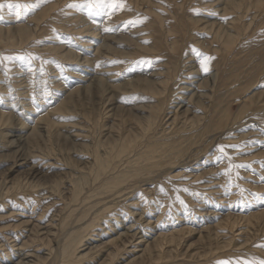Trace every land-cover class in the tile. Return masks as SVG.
<instances>
[{
    "label": "rangeland",
    "instance_id": "1",
    "mask_svg": "<svg viewBox=\"0 0 264 264\" xmlns=\"http://www.w3.org/2000/svg\"><path fill=\"white\" fill-rule=\"evenodd\" d=\"M228 1L229 2L225 6L219 8H222L223 11H218L219 9H216L212 0H115V7L110 3V0H0V5H3V7H0V17H2L0 18V101L4 104H16L13 109H9V111L13 112L14 110V112L19 113V115L23 117L24 114L26 116L32 112L33 109L40 115L51 114V116H49L52 122V126L49 128L50 136H45L46 138L43 137L44 140L43 138L37 139L38 146L45 152L52 151L53 154L56 153V155L63 158L71 159L72 156L70 152L66 150L70 145L68 144L66 146L62 138L57 139L56 136L57 133L62 135L65 134V125L70 127L73 126L75 128L74 130L85 129L86 139L85 141L79 142L87 143L86 148L89 150V153H87L88 155H85L87 157H92L96 151L99 154L100 152L103 153L106 148L115 144L106 137L109 131L111 132L113 130L120 138L126 136H130L129 138L138 137L144 124L143 122L133 121V117L138 116V113L132 110L135 105L130 104V102H124V104H120L121 107H124V112L119 111V109L117 111H112L111 109L115 107L112 103L115 101L109 102L106 97L108 98L110 94L102 95V91L100 94L95 92L86 93L84 90H78V94L70 99L71 104H69V110H63L64 112L61 114H52L51 109L57 108L61 100L65 99L61 97L60 90L68 89L69 85L75 82L73 76L79 73L77 71V62L81 58L80 52L78 51L86 41L91 39L89 35L95 34L96 32V35H101L103 32H106L108 35L115 36V32L119 34V29L124 28V26L128 29L139 26L141 32L133 36H128V39L125 41L124 39L120 40V43L117 41L111 42L109 49L101 50L102 54L98 53L94 55L92 52V56L90 57L92 60L95 59L94 66L96 69H101L100 63L103 61V57H106L108 58L105 60L107 62L106 69H108L110 74L115 77L117 76V80L124 79L125 83V80L129 79H125L124 77H128L129 74H138L136 71L139 69L142 72L143 69L149 68V71L157 66L160 67V70L164 67L161 65L164 62H166L165 67L169 68L170 64H168V61H172L170 59V48L172 41L176 40L182 47L181 52L185 50L196 56L200 62H204V65H208H206L208 67H206L207 71L204 70L205 73L209 74L215 71L218 73V78L211 92L215 97V106H218L219 111L222 110L224 114H226L228 122L231 123L235 121L236 126L242 127V133H244V130H249V128H255V131L259 133L260 136H264V80L262 79L263 77H260L264 75V64L260 66V72L259 67H257L258 61L260 60V55L257 52H261L264 55V0ZM9 5H11V7ZM17 5H23L24 7L17 9ZM17 11L20 12L19 16L16 15ZM251 16L253 18L250 19ZM169 24L171 26H169ZM17 25H20V27L13 28ZM167 25L169 28L172 27L173 32H167ZM186 28H188L186 30V35H183L185 31L183 33L182 31ZM174 30L176 31L175 33ZM163 31L166 35L161 36ZM122 33L123 32H121V34ZM157 46H162L163 50L162 47ZM162 52L164 53L163 55H161ZM101 55L103 56L102 58L100 57ZM124 56L127 59L124 58ZM149 61L151 62L150 64ZM245 61H247V63ZM127 70H134V72L125 73L128 72ZM173 74L172 72L171 77ZM54 83L55 85H53ZM130 86H132V84L128 83L124 85V88H129ZM233 87H236V89H231ZM47 92L50 94L48 95ZM253 93L258 94L249 102L243 104V97H250ZM55 97L60 99H53ZM212 101L213 100H211V103ZM136 103L140 106L148 105V103L143 100H138ZM31 104L35 105L33 106ZM260 106L263 107L260 108ZM130 108L131 112L128 111ZM49 109L50 112L47 113ZM249 120L251 122H249ZM231 135L232 136H228L227 138L231 141L230 145H225L224 148L231 152L232 157L234 156V158L238 159L235 163V167L238 168V171H236L235 174L231 169L232 163L225 166L224 160L227 158L222 155H219L220 159L218 158L216 161H214L215 159L210 162L207 161L206 157L208 156L210 159L215 158L213 154L216 151L215 146L213 150L206 152V157L201 156L197 161L191 162L188 165L185 164L190 161L183 160L180 163L181 165L163 167V173L153 177L155 181H152L149 185V189H154L150 192L152 195L149 194L145 196L144 193L142 194L139 189H136L138 185L129 189L130 191H134L133 195L136 196L133 198L135 200L140 198V203L145 204L147 202L149 205L153 203L152 205L155 206L154 208L158 210V212L167 209L166 212H164L166 214L163 213L164 217L162 218L163 222L166 224L172 226V221L176 215L182 220L186 219L185 217H189L188 220L191 221L189 225H178V221L173 224L177 230L183 227H191V231L186 229H183V231L181 230L180 236L176 239L177 244L175 243L176 245L173 244L169 246L164 251V255L168 256L169 252L173 250V252L170 253L172 256L171 259L169 258V260L164 263L154 262L153 260L157 255L162 256L161 253H157L160 248L155 245L152 255L156 254V256L152 258L148 257V259L141 261V264H264V140L259 141V136L252 137L253 139L251 138L249 140L240 139L235 137V135H239L238 132ZM3 139L2 141H5ZM257 142L259 145H254L257 144ZM32 150L39 149L34 147ZM90 150H93V152ZM77 155L78 157L75 155L77 158L82 156L79 154ZM75 157L73 156L72 158L77 161ZM219 160L221 162H219ZM16 161L13 150L0 151L1 187L7 185L13 186L12 184H20V186H22L29 178L23 167H18V169L15 168ZM211 163H213V165ZM204 164L205 166L211 165L209 168H213L209 170V172H211L209 173L210 176L211 174L213 175V173L216 175V169L218 168H221L222 172L224 171L223 173L221 172L222 175L220 173L219 176L222 186L220 187L222 189L224 187V189L222 191L219 187L221 192L219 193L220 195L217 194L216 197H212L211 194L201 189L203 188L201 183L200 185H194L198 188L197 190L192 186V188L190 186L188 187V185L186 187L187 183H192L195 179L189 178L187 175H181L183 172L188 173V171L192 173V177L194 175H200V173L203 172V170L200 169L205 167ZM77 168L82 171L81 176L77 180L78 185L82 187L83 194L84 192L88 193L94 189V186H92L94 176L89 172L91 167L88 166L84 168L83 164L78 163ZM230 171L233 174H231ZM209 175L202 176L199 181H207ZM53 181H57V179ZM67 181H62L60 190L58 193H55L56 197H54L52 201L42 196L46 193L45 189H47L46 187L49 186L50 183L45 187L44 183L41 181V186L36 188L35 191L32 190L33 193L39 194L37 197L32 198L28 193L21 192L17 195L16 199H11L12 201L10 202L4 201L0 203V233L7 229L17 230V227L22 222V218L19 216L18 211L22 210L27 212H21L25 215L23 221L27 220L28 217L37 219L39 214H42L43 219L41 218V220L44 222L52 221V223L55 224H57V222L58 224H72V222H75L74 220L78 218L79 214L82 213L86 206L82 207L80 204L82 199H79L76 202L72 201L68 208L66 207V209L61 210L65 206L63 203H69L71 201L69 189H71L73 184L69 180ZM88 181L91 184H89ZM80 182H82V184ZM183 184L184 186H182ZM237 185L239 186L236 187ZM159 186L160 188H158ZM182 187H184L183 190L185 192L187 191L186 193H189L187 194V200H185V197H187L186 194H183L184 191L181 190ZM230 187L233 191L230 190ZM185 188L188 190H185ZM190 189L196 193L195 195L197 197L194 196V192H189ZM179 190L183 192L179 193ZM197 192L203 195H199ZM178 193L180 194V199L178 198ZM205 193H207V197L203 198ZM154 194L155 196H153ZM163 195H165L166 198ZM182 195H185V197ZM208 196L211 198H208ZM172 197H175V201ZM164 199L167 203L170 202V204L166 205ZM172 200L173 202H171ZM162 201H165V204ZM182 201L184 203L187 201L186 203L190 205L185 203L184 206ZM220 201H224L223 204L220 203ZM211 202L214 204L216 203V205L219 203L218 205L232 207H230L231 210L228 209L229 211H223V215L220 217H208L207 219H203V217L205 218L204 215L209 210L207 206ZM234 202L236 203L234 204ZM9 204H13V207L16 205V210H12ZM237 204L238 206H236ZM168 205H171V207ZM188 206L189 208H187ZM117 207L118 206H115V208ZM181 207H183V209L180 210ZM74 208L76 212H72ZM234 208H239L236 212L234 210V213L244 215L246 218L243 217L244 219H242L236 216H227ZM194 209L196 210L193 211ZM33 210H35L34 213H30V211L33 212ZM16 211L18 213H16ZM178 211L181 212L179 213ZM196 211L199 212L194 214L193 212ZM36 215L38 216L36 217ZM201 215L203 217H199ZM167 216L173 219L168 218L169 221L166 219ZM175 218L177 219L178 217ZM198 220L199 222L195 225V221ZM192 221L194 223H192ZM231 224L240 226L237 228L238 231L236 235L242 232L241 227L248 228V234L246 236L242 234L235 238H229L230 241L233 240L232 242L228 239L225 240V234L230 231ZM65 226L66 225H64V229L59 232L58 237L60 238L56 240H61L63 242L64 237L62 236H64L67 228L69 229L71 225ZM30 228L31 227H28L27 229ZM56 229L60 230L59 227ZM53 232L58 234L57 230ZM55 243L56 242H50L48 245L46 241L43 243L39 240H34L32 243H27V249L32 250L36 247H38V249H47L48 247L55 248ZM40 245L42 246L40 247ZM92 258L90 254L84 259L83 264H89L91 261L94 264H117L119 261V259L115 260L109 257L108 253H97ZM131 260L136 259H134V257L129 258L128 260H124L123 264H135V261Z\"/></svg>",
    "mask_w": 264,
    "mask_h": 264
},
{
    "label": "bare ground",
    "instance_id": "2",
    "mask_svg": "<svg viewBox=\"0 0 264 264\" xmlns=\"http://www.w3.org/2000/svg\"><path fill=\"white\" fill-rule=\"evenodd\" d=\"M212 2L216 6V9H219L221 6H225L229 1L212 0ZM218 11H223V10L221 8ZM251 18L253 17L251 16L250 19ZM169 26L171 25L169 24ZM19 27L20 25H17L13 28H19ZM166 27H167V32L169 33L173 32L172 27L169 28L168 25ZM187 29L188 28L182 31V33L185 31L183 35H186ZM118 32L119 34L115 32L116 33L115 36L108 35L106 32H103L104 34L102 33L101 35H96L97 32L95 34L89 35V38L91 39L89 41H86L85 44L82 46V48H80L78 51L80 52L79 54L81 58L77 62L78 65L77 71L79 73L73 76L75 82L71 83L68 89L66 88L67 90L66 89L60 90L61 97H64L65 99L61 100L57 108L56 107L55 109L52 108L51 111L52 114L53 113L61 114L66 109L69 110L70 108L69 104H71L70 99H72L78 94V90H84L86 93L87 92L100 93L102 91L101 92L102 95L110 94L108 98L106 97V99L109 102L115 101L112 103L115 105V107L111 109L112 111L113 110L117 111L118 109L119 111H123L124 107H121L120 104L121 103L124 104V102H130V104L135 105V107L132 108V110L137 112L138 116L133 117V121L143 122L144 124L141 129V133L139 134L138 137L129 138L130 136H126L120 138L118 135L114 133L113 130L111 132L109 131L106 137H108V140L112 141L115 144H113L109 148H106L103 153L100 152L99 154L96 151L94 152L93 155L91 153L92 157H87L85 156L88 155L87 153H89V150L86 148L87 143L79 142V141H85L86 139L85 129L74 130L75 128L73 126L70 127L68 125H65L66 128L65 134L62 135L57 133L56 136L57 139L62 138L66 146L68 144L70 145V147H67V149L66 148L65 149L68 150L72 156L71 159L63 158L61 156L56 155V153L53 154L52 151L45 152L43 149H41L38 146L37 139H42L43 137L48 135L50 136L49 128L52 126V122L50 121L49 116H51V114L49 115L43 114L44 115L43 116L37 113L36 110L33 109L32 112H30L26 116L24 114L23 117L19 115V113L14 112V110L13 112L9 111V109H13V107L16 104L15 105L13 103L4 104L0 101V151L13 150L17 160L15 163V168L18 169V167H23V169H25L27 172V176H29V178L22 186H20V184H12L13 186L7 185L5 187L0 186V203L4 201L10 202L12 201L11 199H16L17 195L20 194L21 192L28 193V195L32 196V198L37 197L39 194L33 193L32 190L35 191L36 188L40 187L41 181L44 183L45 187L47 186V184L50 183V185L46 187L47 189H45L46 193H44L42 196H45L46 199L49 198L50 201H52L54 200V197H56L55 193H58V191L60 190V185L62 184V181L69 180L73 184V186H71V189H69V194L71 193L70 196L71 201L69 203H63L65 206L61 210L66 209V207L68 208V206L71 204L72 201L76 202L79 199L80 200L82 199L80 203L82 207L86 206V208L83 209L82 213L79 214L78 218H76L74 220L75 222H72V224L70 223L64 224L62 223V221H61L62 224H58V222L57 224H55L52 223V221L44 222L41 220L43 216L42 214H39V217L37 219H34L33 217L29 218L27 216L28 219L23 221V219L25 218V215L21 213L23 210L22 211L17 210L19 213L17 211L16 213H18L19 216H21L22 218L21 219L22 222L17 227V230L7 229L6 231L0 233V264H83L84 259L87 256L91 254V258H92L97 253H108L109 257H112L115 260L119 259L117 264H123L124 260H128L129 258L132 257H134V259H136L137 261L136 260H131V261H135V264L138 263L141 264V261L148 259V257L152 258L156 256V254L152 255V251L155 245H157L160 248L159 252L157 253H161L162 256L157 255V257H155L153 261L156 263L167 262L169 258L171 259L172 256L170 255V253H172L173 250L169 252L168 256L164 255L165 254L164 251L169 246H172L177 242L176 239L180 236L183 229L191 231L190 230L191 227H183L182 229L177 230L173 224L178 221V225L179 224L189 225V222H191L188 220L189 217L188 218L185 217L186 219L182 220L179 218L178 215L174 216V219L170 216H167L166 219L168 218L173 219L172 226L168 225L165 222H163L162 219L164 217L163 213L166 212L167 209H165V211L162 210L161 212H158V210L154 208L155 206L152 205L153 203L151 204L153 207L149 205V203L147 202L145 204L140 203L139 201L140 198H138V200H135L133 198L136 196L133 195L134 191H130L129 189L131 187L138 185V188L136 189L137 190L139 189L142 194L144 193L145 196L149 194L152 195L150 192H152V190L154 189H149V185L151 184L152 181H155L153 177L159 176L160 173H163L162 172L163 167L181 165L180 163L183 160L190 161L187 162V164L184 163L185 165H188L191 162L197 161L201 156L206 157L205 156L206 152L213 150L214 149L213 147L215 146H216V151L213 153L215 158L210 159L208 158L209 157L208 156L206 157L207 161L210 162L213 159H215L214 161H216V159L218 158L220 159L219 155H222L223 157L227 158L226 160H224L225 166L227 164L232 163V168L230 165L229 166L235 174V172L238 171V168L235 167L236 165L235 163L238 161V159L234 158V156L232 157L231 152L225 149L224 147H223V152H221L220 150L221 146L230 145L231 141L227 139L228 136H232L231 134L238 132L239 135H235V137H238L240 139L249 140L252 137L259 136L258 139L259 141L264 140L263 139L264 136H260V134L255 131V128H249V130L248 129L244 130V133H242L241 132L242 127L236 126L235 121L231 123L228 122V118L226 114H224L222 110L219 111L218 106H215L216 105L214 103L215 97L211 92L212 91L211 89L214 87V84L218 78V73L216 71L209 74L205 73L204 68L207 67L208 65L207 64H206L207 66L204 65V62L203 63L200 62V60L197 59L196 56L190 54L185 50L184 52L183 51L181 52L182 47L179 43H177L178 41L176 40L172 41V45L170 48V59L172 61L171 62L168 61V64H170L169 68L165 67L166 62L161 64L164 67L161 68L160 70H159L160 67L157 66L153 67L152 64L153 68L151 69L150 67L151 70L149 71H148L149 68H146L145 70L143 69L142 72L139 69L140 71L139 70L136 71L138 72V74L135 75L129 74L128 77H124L125 79L127 78L129 79V80H125V83H124V79L117 80L116 78L117 76L115 77L114 75L109 73L108 69H106L107 62L105 61L108 58L103 57L102 55L100 57L101 58L103 57L104 59H102L103 61H101L100 63L101 69L100 70L96 69V67L94 66L95 59L92 60L90 57L92 56L91 54L92 52L94 53V55L101 53V50H107L110 48L111 42L117 41L118 43H120L119 41L122 39H124L125 41L128 39L127 38L128 36H133L136 33L141 32V28L137 26L128 29L124 26V28L119 29ZM121 32L123 33L121 34ZM175 32L176 31L174 30V33ZM164 35H166V33L163 31V34L161 36ZM157 47H162V46H157ZM245 50H246V46H245ZM257 53L260 55V60L258 61V66H257L259 67V72H260L261 71L260 66L264 64V59H263L264 55L261 52H257ZM163 54L164 53L162 52L161 55ZM124 58L126 57L124 56ZM245 62L247 63V61ZM150 63L151 62L149 61V64ZM130 72L132 73L134 72V70L125 73H130ZM172 72L174 74L171 77ZM260 77H263L262 79L264 80V75ZM128 83L132 84V86H130L129 88H124V85ZM53 85H55V83ZM234 88L236 89V87H233L231 89L234 90ZM257 94L258 93H253V95L250 97L248 96L243 97L242 100L243 104L249 102ZM53 99L59 100L60 98L55 97ZM138 100L146 101L148 105L146 106L137 105L136 102ZM211 100H213L212 103ZM262 107L263 106H260V108ZM47 111H48L47 113H49L50 109ZM128 111L131 112V108L128 109ZM22 119H24L25 122ZM249 122L251 121L249 120ZM2 139L5 141H2ZM254 145L258 146L259 143L257 142V144ZM34 147L35 148L37 147L39 150H32ZM90 151L93 152V150ZM77 154L82 156L80 158H77L78 157ZM75 155L77 157H75ZM73 156L75 157V159L77 158V161L72 158ZM219 162L221 161L219 160ZM78 163L83 164L84 168H87L88 166L91 167L89 172L94 176L93 184H92V186H94V189L88 193L84 192L83 194L82 187L81 186L79 187L78 185L77 180L82 174V171L77 168ZM211 164L213 165V163ZM210 166L207 165L201 169L199 168L200 170H203V172L200 173V175H194L193 177L191 176L192 173H189L190 171H188V173L183 172L181 175H187L189 176V178L195 179V181H193L192 183L191 182L187 183L186 187L187 185L188 187L192 186L194 187V189L197 190L198 188H196L194 185L195 184L200 185L201 183L203 188H201L202 186L199 188L211 194L212 197L213 196L216 197L217 194L220 195L219 193L221 191L219 187L221 186L220 183L221 178H219V176L220 173L222 172V169L221 168L216 169L217 170L216 175L215 173H213V175L211 174L210 176L209 173L211 172H209V170L213 169V168H209ZM207 175H209L208 180L206 179L207 181H199V179L202 176H207ZM55 179H57V181H53ZM80 183L82 184V182ZM239 185H237L236 187H238ZM182 186H184V184ZM158 188H160V186ZM183 189L184 187H182L181 190ZM181 190H179V193L184 191ZM185 190L188 189L185 188ZM230 190H232L231 187ZM186 192L184 191L183 194L185 193L187 196V194L189 193ZM189 192L193 193L194 191H191L190 189ZM207 193H205V196H203V198L207 197L206 196ZM195 194L196 193L194 192V196H196ZM198 194L203 195L202 193H198ZM153 196H155V194ZM210 196H208V198H211ZM179 197L180 194L178 195V198ZM183 197H185V195ZM174 198L172 197V199ZM186 198H188V196L185 197V200H187ZM171 202H173V200ZM223 202L220 201V203L222 204ZM235 203L236 202H234V204ZM167 204H170V202L167 203L166 201V205ZM186 204L188 205L189 203ZM218 204L216 205V203L214 204L211 202L207 206L209 210L204 215L205 218L202 216L203 214L199 217H203V219H207L208 217L217 218L223 215L222 214L223 211L225 212L228 209L231 210L230 207L232 206L228 207L227 205H218ZM10 206L12 210H16L15 209L16 205L13 207V204H11ZM115 206L118 207L115 208ZM236 206H238V204ZM169 207H171V205ZM187 208H189V206ZM181 209H183V207H181L180 210ZM238 209L234 208L232 211H230L227 214V216H232V217L236 216L242 219L246 218L244 215L236 214L233 212L234 210L235 212L238 211ZM195 210L196 209H194L193 211ZM34 211L35 210H33V212L30 211V213H34ZM72 212H76V209L74 208ZM178 212L180 213L181 211ZM197 212L199 211L193 213L196 214ZM24 213L27 212L25 211ZM37 216L38 215H36V217ZM175 217L178 218L176 219ZM199 220L195 221V225L199 222ZM192 223L194 222L192 221ZM64 225L66 226L71 225V226L69 229L67 228L66 233H64V236H62L64 237L63 238L64 240L62 242L61 240H56V239L60 238L58 237V235L59 232H61L64 229L63 228ZM28 227L31 228L27 229ZM58 227L60 230L56 229ZM239 227L240 226L238 225L231 224L230 231L226 232L227 234H225L226 237L225 240L226 239L229 240V238L232 237L235 238L238 235L245 234L246 236L248 234L249 229L246 227H241L242 232H239L238 235H236V232L238 231L237 228ZM55 230H57L58 234L53 232ZM24 239H28V240H24ZM34 240H39L40 242L43 243H45L46 241L48 242V245L50 242H56L55 243L56 247L55 248L48 247L47 249L45 248L38 249V247L32 250L27 249L28 247L27 243L28 242L32 243ZM232 241L233 240H231L230 242ZM41 246L42 245H40V247ZM89 264H94V263L91 261V263Z\"/></svg>",
    "mask_w": 264,
    "mask_h": 264
},
{
    "label": "snow or ice",
    "instance_id": "3",
    "mask_svg": "<svg viewBox=\"0 0 264 264\" xmlns=\"http://www.w3.org/2000/svg\"><path fill=\"white\" fill-rule=\"evenodd\" d=\"M110 3H112V5L115 7V0H110ZM9 6L11 7V5H9ZM0 7H3V5H0ZM16 7H17V9H20V8H22V7H24V6H23V5H17ZM16 15L19 16V15H20V12L17 11V12H16ZM0 18H2V17H0ZM205 70H207L206 67H205ZM223 147H224V146H221V149H220L221 152H223Z\"/></svg>",
    "mask_w": 264,
    "mask_h": 264
}]
</instances>
